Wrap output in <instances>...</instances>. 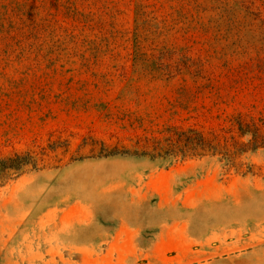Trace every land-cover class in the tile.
<instances>
[{
  "label": "rangeland",
  "instance_id": "rangeland-1",
  "mask_svg": "<svg viewBox=\"0 0 264 264\" xmlns=\"http://www.w3.org/2000/svg\"><path fill=\"white\" fill-rule=\"evenodd\" d=\"M237 113L264 116V0H0V159L29 162L0 264H264L263 148L145 147Z\"/></svg>",
  "mask_w": 264,
  "mask_h": 264
},
{
  "label": "trees",
  "instance_id": "trees-1",
  "mask_svg": "<svg viewBox=\"0 0 264 264\" xmlns=\"http://www.w3.org/2000/svg\"><path fill=\"white\" fill-rule=\"evenodd\" d=\"M237 138L248 137L246 143H241ZM167 136L161 138H145V147L152 143V151L160 153L167 149V153L173 154V158L180 155L192 157L220 156L225 164L230 166L234 156L258 148L264 149V116L260 118L244 117L241 113L231 115L227 120V126L220 133H212L205 136L194 128L185 130L177 127H169L164 130ZM222 133V134H221ZM165 135V134H164ZM28 155L15 154L13 157L0 159V177L8 171L19 172L28 165Z\"/></svg>",
  "mask_w": 264,
  "mask_h": 264
}]
</instances>
